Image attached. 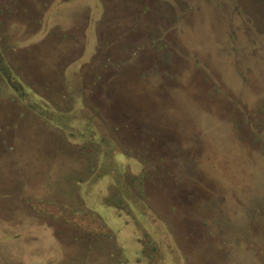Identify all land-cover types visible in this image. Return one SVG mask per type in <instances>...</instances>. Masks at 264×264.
Returning <instances> with one entry per match:
<instances>
[{
	"label": "rangeland",
	"instance_id": "1",
	"mask_svg": "<svg viewBox=\"0 0 264 264\" xmlns=\"http://www.w3.org/2000/svg\"><path fill=\"white\" fill-rule=\"evenodd\" d=\"M0 264H264V0H0Z\"/></svg>",
	"mask_w": 264,
	"mask_h": 264
}]
</instances>
